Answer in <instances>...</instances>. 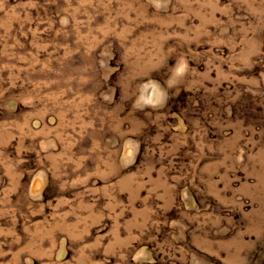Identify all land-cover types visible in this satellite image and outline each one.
Instances as JSON below:
<instances>
[{"label":"rangeland","instance_id":"rangeland-1","mask_svg":"<svg viewBox=\"0 0 264 264\" xmlns=\"http://www.w3.org/2000/svg\"><path fill=\"white\" fill-rule=\"evenodd\" d=\"M0 264H264V0H0Z\"/></svg>","mask_w":264,"mask_h":264},{"label":"clouds","instance_id":"clouds-1","mask_svg":"<svg viewBox=\"0 0 264 264\" xmlns=\"http://www.w3.org/2000/svg\"><path fill=\"white\" fill-rule=\"evenodd\" d=\"M153 83H155V82H153Z\"/></svg>","mask_w":264,"mask_h":264}]
</instances>
